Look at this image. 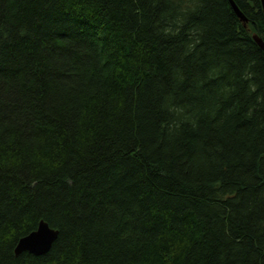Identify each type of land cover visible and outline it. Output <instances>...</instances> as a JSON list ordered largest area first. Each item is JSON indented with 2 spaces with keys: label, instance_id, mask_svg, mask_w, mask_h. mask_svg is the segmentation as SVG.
Wrapping results in <instances>:
<instances>
[{
  "label": "trees",
  "instance_id": "trees-1",
  "mask_svg": "<svg viewBox=\"0 0 264 264\" xmlns=\"http://www.w3.org/2000/svg\"><path fill=\"white\" fill-rule=\"evenodd\" d=\"M232 1L0 0V264H264V15Z\"/></svg>",
  "mask_w": 264,
  "mask_h": 264
},
{
  "label": "water",
  "instance_id": "water-1",
  "mask_svg": "<svg viewBox=\"0 0 264 264\" xmlns=\"http://www.w3.org/2000/svg\"><path fill=\"white\" fill-rule=\"evenodd\" d=\"M229 4L237 16V18L245 23L246 20L240 11L237 9L232 0H228ZM261 5V10L264 15V0H259ZM252 39L256 43V45L264 52V43L258 38L256 35H252ZM57 231L50 228L47 223L44 221H40L37 229L30 234L20 238L15 247H14V255H19L23 252H27L34 256H40L46 254L53 242L56 240Z\"/></svg>",
  "mask_w": 264,
  "mask_h": 264
}]
</instances>
